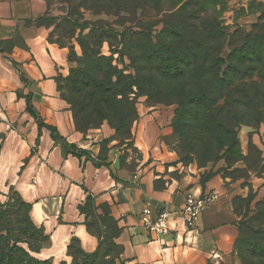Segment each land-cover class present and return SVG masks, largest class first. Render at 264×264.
<instances>
[{
	"label": "rangeland",
	"instance_id": "obj_1",
	"mask_svg": "<svg viewBox=\"0 0 264 264\" xmlns=\"http://www.w3.org/2000/svg\"><path fill=\"white\" fill-rule=\"evenodd\" d=\"M43 1L47 5V12L33 20L34 25L46 28L47 41L66 53L64 70L55 75L61 91L60 99L64 101L71 72H75L74 76L85 72L89 74L95 67L89 59L104 57L114 70L116 91L128 96L136 111L131 139L127 141L117 136L107 121L102 122L98 129L106 126L111 130V135L97 142L99 147L94 157L97 160L106 158L107 145L113 144V148L118 149L115 153L116 164L136 173L142 168L144 155L135 147L136 126L142 113L146 116L147 111L150 114L158 112L157 129L145 136L152 137V144L145 150L150 157L146 158L144 165L154 163L150 170L151 179L155 178L154 188L162 189L171 180L180 182L187 178L189 183H195L202 189V195L217 192L216 199L219 195L229 197L237 236L238 228L242 230L243 225L249 231L256 229L260 225L258 218L264 210V87H260L259 95L254 92L250 94L251 100L257 98L251 108H225L223 117L230 122L231 128L217 124V116L214 124L207 125L208 136L217 138L211 140L210 149L214 154L206 158L203 141L196 148L187 147L172 128L179 111L175 104L177 94L194 73L175 71L169 78H162L156 72L150 73L155 67V56L149 49L156 44L161 45V50H167V46L185 47L183 38L191 36L197 28L206 34L218 31L222 34L218 45L220 58L226 62L234 51L249 49L245 66L250 69L251 84L258 85L259 76H264V0H141L149 2L148 8L138 10L134 15L123 11L116 14L112 9L107 12L85 10L78 6L80 0ZM157 2L158 10H155ZM144 35L149 41L142 38ZM12 42H7L4 48H9L7 46ZM204 44L202 41L200 47ZM89 64L93 68L88 67ZM21 75L16 64L0 62V202H6L8 194L16 192L32 205L41 201V208H48V216L57 217L60 208L58 198L63 194L55 192L52 175L48 171L38 174L34 165L23 172L29 158L38 154L43 129L38 136L36 122L27 113L24 100L20 99L28 88V81H23ZM149 75L154 76L152 82H148ZM66 105L71 114L70 105ZM199 112L198 119H208L210 114L200 109ZM40 120L43 121L41 117ZM192 127L199 136L207 135L194 121ZM231 131L236 134V142H231ZM45 133L49 136V131ZM154 146H158V149L154 150ZM157 150L163 155L159 160L151 156L152 151L157 153ZM96 159L94 161L98 162ZM86 197L82 204L88 221L93 225L92 230L105 232V242H111L114 223L107 215L108 212L111 215L110 206L95 196ZM39 213L33 209L31 217L37 226L43 228L42 219L37 216ZM102 225H105V230ZM53 227L46 225V230L43 228L49 238ZM260 228L264 229V226ZM71 239L75 241L72 247H77L78 242L85 253H92L97 247L95 238L96 244L91 252L85 251L80 240L74 236L65 242L50 239L47 247L34 257L48 259L51 264H71V258L67 256ZM62 249L63 255L60 254ZM119 254L120 248H116L110 259L115 264H125L123 256ZM237 262L241 264L240 260Z\"/></svg>",
	"mask_w": 264,
	"mask_h": 264
},
{
	"label": "crops",
	"instance_id": "obj_2",
	"mask_svg": "<svg viewBox=\"0 0 264 264\" xmlns=\"http://www.w3.org/2000/svg\"><path fill=\"white\" fill-rule=\"evenodd\" d=\"M45 12L43 0H0V62L18 66L21 76L28 81L27 93L32 95L33 106L43 122L54 127L67 144L75 145L91 157L64 158L62 142L51 140L46 130H42L38 154L29 158L23 172L32 165L38 174L48 171L54 178L55 192L63 194L58 198L57 217H49L48 208H41V201L32 205V211L36 204L39 206L40 215L37 216L42 219L45 230L46 225L54 226L50 239L65 242L74 236L85 251L94 249L96 241L86 232L83 217L77 210L90 194L110 206L111 215L121 229L117 242L123 247L125 264H238L233 254L236 220L228 196L219 195L201 213L195 231L190 232L183 226L179 210L188 194L202 195V189L189 183L187 178L180 182L171 180L162 189L154 188L155 178L150 176L154 163L144 165L146 158L150 157L145 150L152 144V137L145 136L157 129L158 112L150 114L147 111L146 116L142 113L134 132L135 147L144 154L142 168L136 173L120 168L115 159L118 149L113 148V144L107 145L104 160L107 167L94 166L99 147L97 142L109 137L111 130L106 126L86 134L75 130L71 114L60 99L54 81L56 73L64 70L65 50L49 43L47 29L38 28L33 22ZM11 41L9 48H4ZM151 156L159 160L163 155L157 150V153L152 151ZM146 206L170 213L169 235L157 238L148 235L141 227L139 216ZM60 252L63 255V249Z\"/></svg>",
	"mask_w": 264,
	"mask_h": 264
},
{
	"label": "trees",
	"instance_id": "obj_3",
	"mask_svg": "<svg viewBox=\"0 0 264 264\" xmlns=\"http://www.w3.org/2000/svg\"><path fill=\"white\" fill-rule=\"evenodd\" d=\"M148 3L141 0H80L78 6L95 12H107L112 9L116 14L122 11L133 14L138 10L143 11L148 8ZM157 7L158 2L154 9L158 10ZM171 18L173 19V15ZM142 38L149 41L145 35ZM221 39L222 34L218 31L206 34L197 28L191 36L183 38L186 43L185 47L167 46V50H161V45L156 44L153 49H149L155 56V67L150 70V73L156 72L162 78H169L175 71L194 73L190 79L184 82L182 91L177 94L175 104L179 111L174 117L172 128L179 140L187 147L196 148L203 141L206 158H210L214 154V151L210 149L211 140L217 138L208 136L207 125L214 124V118L217 116V124L231 128L230 122L223 117L225 108H251L257 98L251 100L250 94L254 92L259 95L260 87H264V76H259L260 83L258 85L253 86L250 82V69L245 66L249 49L234 51L224 62L220 58V48L218 47ZM202 41L205 44L200 47ZM89 62L95 64L89 74L85 72L74 76L75 72H71L67 79L64 101L70 105L75 130L86 134L88 130L98 129L103 121H107L117 136L125 141L130 140L131 127L136 120L134 106L128 96L121 95L116 91L118 87L113 82L115 74L108 59L94 57L89 59ZM91 64L88 67L93 68ZM21 78L24 81L22 76ZM153 78L154 76L149 75L148 82H152ZM54 81L60 95L61 91L55 78ZM20 99L24 100L27 113L36 122L38 136L40 130L46 129L49 131L51 140L62 142L61 150L64 158L67 156L77 159L90 158L86 151L76 148L73 144H67L54 127L40 120V116L31 103L32 95L30 93ZM199 109L210 114L207 120L198 119ZM193 121L207 135L201 137L195 133V129L192 127ZM235 135L231 131V142L234 140L236 142ZM224 145L225 143H223ZM99 160L102 163L94 162V166L107 167V164L104 163L105 158ZM89 195H86L88 196L86 199L89 198ZM77 210L84 217L82 224L86 232L96 239L97 247L92 253H85L78 242L77 247H72L75 241L71 239L67 247V256L71 258V264H115L110 256L116 251V248H120V256L123 254V247L116 243L121 234L116 220L108 212L107 215L114 223V233L112 241L107 243L105 242L107 235L101 231L102 229H99L101 233L92 230L93 225L88 221L84 204L79 205ZM31 211L32 204L24 201L21 195L16 192H10L6 202H0V264H51L48 259L39 260L34 257L47 247L50 238L45 235L41 226L34 223ZM258 220L260 225L256 229L252 227L251 231L245 225L242 230L237 227L238 236L233 244V254L241 264H264L263 260L260 261L264 258V245L262 244L264 229L260 228V226H264V210ZM102 228L105 230V225H102Z\"/></svg>",
	"mask_w": 264,
	"mask_h": 264
},
{
	"label": "built area",
	"instance_id": "obj_4",
	"mask_svg": "<svg viewBox=\"0 0 264 264\" xmlns=\"http://www.w3.org/2000/svg\"><path fill=\"white\" fill-rule=\"evenodd\" d=\"M216 199V194L207 195L188 194L179 210V216L186 230L194 232L201 213L208 208ZM170 213L166 210L155 211L150 206L142 209L139 223L145 232L157 238L170 234Z\"/></svg>",
	"mask_w": 264,
	"mask_h": 264
},
{
	"label": "bare ground",
	"instance_id": "obj_5",
	"mask_svg": "<svg viewBox=\"0 0 264 264\" xmlns=\"http://www.w3.org/2000/svg\"><path fill=\"white\" fill-rule=\"evenodd\" d=\"M34 212L35 213H39L40 212L39 211V206L37 204L34 206Z\"/></svg>",
	"mask_w": 264,
	"mask_h": 264
}]
</instances>
